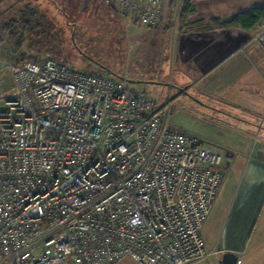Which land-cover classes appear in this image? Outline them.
Masks as SVG:
<instances>
[{
  "label": "built area",
  "instance_id": "2783aa9c",
  "mask_svg": "<svg viewBox=\"0 0 264 264\" xmlns=\"http://www.w3.org/2000/svg\"><path fill=\"white\" fill-rule=\"evenodd\" d=\"M104 1L127 29L162 22L163 0ZM252 43L264 52V23ZM0 74V264H197L216 253L202 230L223 159L172 130L127 73L0 56Z\"/></svg>",
  "mask_w": 264,
  "mask_h": 264
},
{
  "label": "rangeland",
  "instance_id": "374dc122",
  "mask_svg": "<svg viewBox=\"0 0 264 264\" xmlns=\"http://www.w3.org/2000/svg\"><path fill=\"white\" fill-rule=\"evenodd\" d=\"M163 1L168 6L166 14L174 23L177 15H180L177 7L179 5L181 8L184 0H179L177 6L173 7L169 6V0ZM23 3L11 7L8 16L10 19L17 18L27 3L35 6L38 11L42 10L46 21L40 29V47L37 48L39 50L32 49V39L19 30V35L15 37L18 45L9 49L6 59L14 63H27L40 62V59L48 57L67 62L79 71L110 76H114L115 72L127 73L129 88L147 94L159 107L164 108L172 130L185 131L197 137L202 147L214 154L224 156L219 148L240 145L247 147L252 155L256 146L264 142V116L257 110L234 108L235 103L226 101L225 93L210 95L213 97H208V100L203 96L199 101L189 86L177 85V77L176 83L172 84L166 53L173 46L174 25L162 37L150 36L151 30L127 29L122 17L115 14L104 0H24ZM22 45L23 54L19 59L18 54L21 52L18 47ZM247 52L250 53L249 49ZM153 53L158 60L150 59ZM156 66L162 72L156 74ZM167 68L168 74L163 72ZM189 77L194 79L191 73ZM0 78L7 80L4 74H0ZM154 79L158 81L157 85L148 83ZM186 89L187 93L180 95L181 90ZM248 122L249 128L246 126ZM247 129L254 133L250 138L244 134ZM211 213L202 230L207 253L213 242L217 243L216 250L221 249L224 235L229 229L225 208L217 207ZM208 223L210 227L207 229ZM255 242L254 239L249 248L243 247L242 251L246 254L240 256L238 264H264V247L254 245ZM222 256L213 254L197 264H219Z\"/></svg>",
  "mask_w": 264,
  "mask_h": 264
},
{
  "label": "crops",
  "instance_id": "0c3cea01",
  "mask_svg": "<svg viewBox=\"0 0 264 264\" xmlns=\"http://www.w3.org/2000/svg\"><path fill=\"white\" fill-rule=\"evenodd\" d=\"M21 2L24 5V0H0V21L10 20L9 9ZM174 5L169 3L171 7ZM259 6H264V0H193L192 14L183 22L179 21L177 15L173 23V19L166 14L168 6L164 5L161 24L146 30L152 31L150 36L162 37L174 25L173 46L166 53L172 84L176 83L177 77V85L189 86L199 101L203 96L208 100V97H213L210 95L225 93L226 101L235 103L234 108L244 111L257 110L264 116V52L259 45L248 44L254 31L219 29L214 24L215 20H219L221 24L227 23L238 13ZM177 8L180 11L179 5ZM5 37L7 44L1 49L0 56L8 58L9 49L18 44L16 38L7 35ZM18 48L21 52L24 46ZM248 49L250 53L247 52ZM154 53L150 59L156 61L158 59L154 58ZM22 54L23 52L18 54L19 59ZM17 64L23 62L17 61ZM168 71L169 68L163 72L168 74ZM160 72L162 70L157 68L156 74ZM190 73L194 76L192 80ZM148 83L157 85L158 81L154 79ZM11 87V82L6 81L5 89L14 94L10 90ZM181 91L180 95L187 93V89ZM246 126L249 128V122ZM244 134L248 138L251 134L254 135L250 130ZM219 149L224 154L220 156L226 170L224 185L219 192L220 196L216 198L212 213L217 207L225 208L229 229L224 235L221 249L216 250L217 243L213 242L210 251L216 252L215 255L218 256L234 253L239 262L240 256L246 254L242 251L243 247L249 248L254 239V245L264 247V142L256 146L252 155L247 147L240 145ZM226 172L229 173L226 175ZM209 227L208 223L207 229ZM122 264L139 263L126 258Z\"/></svg>",
  "mask_w": 264,
  "mask_h": 264
},
{
  "label": "trees",
  "instance_id": "16d2710c",
  "mask_svg": "<svg viewBox=\"0 0 264 264\" xmlns=\"http://www.w3.org/2000/svg\"><path fill=\"white\" fill-rule=\"evenodd\" d=\"M38 2V0H35ZM179 0H169V3L177 5ZM115 14H118L115 10L109 7ZM193 12V0H184L182 6L180 8L179 21H185L190 14ZM45 13L42 10L38 11L35 6L30 4H26L24 8L19 11V16L15 19H10L6 22L0 21V29L7 35L8 37L15 38L20 33L26 34L30 37L31 40V48L37 49L40 47V35L42 32L40 31L42 24L45 25ZM119 15V14H118ZM120 16V15H119ZM264 23V6H259L252 8L250 10L242 11L238 13L231 21L221 24L219 20H215L214 24H216L217 28H237L244 31H256L257 27ZM35 38H37L35 40ZM39 40V42H38ZM30 48V49H31ZM39 50V49H37ZM50 59L55 62H59L62 64L70 65L67 62L52 59L48 57H44L40 59V61ZM115 77H120V73H114Z\"/></svg>",
  "mask_w": 264,
  "mask_h": 264
},
{
  "label": "water",
  "instance_id": "95a60500",
  "mask_svg": "<svg viewBox=\"0 0 264 264\" xmlns=\"http://www.w3.org/2000/svg\"><path fill=\"white\" fill-rule=\"evenodd\" d=\"M219 264H238V256L231 252L225 253Z\"/></svg>",
  "mask_w": 264,
  "mask_h": 264
}]
</instances>
